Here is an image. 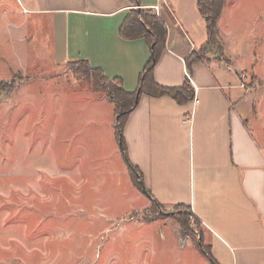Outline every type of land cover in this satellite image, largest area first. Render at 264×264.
I'll list each match as a JSON object with an SVG mask.
<instances>
[{"label": "rangeland", "instance_id": "rangeland-1", "mask_svg": "<svg viewBox=\"0 0 264 264\" xmlns=\"http://www.w3.org/2000/svg\"><path fill=\"white\" fill-rule=\"evenodd\" d=\"M21 10L0 0V264H210L197 246L203 226L187 216L184 231L185 207L158 208L145 197L118 145L110 102L72 66L53 63L50 21ZM196 14L201 26L190 33L200 43L206 24ZM219 34L222 50L207 56L256 101L260 120L249 118L258 136L264 0H226Z\"/></svg>", "mask_w": 264, "mask_h": 264}, {"label": "crops", "instance_id": "crops-1", "mask_svg": "<svg viewBox=\"0 0 264 264\" xmlns=\"http://www.w3.org/2000/svg\"><path fill=\"white\" fill-rule=\"evenodd\" d=\"M16 1L26 19L50 21L54 64L86 61L107 78L121 79L127 92L136 91L151 54L145 39L120 36L132 9L128 0ZM173 3L140 0L142 8L159 7L155 12L168 30L154 77L161 86L180 88L189 75L194 97L179 104L142 94L124 128L128 160L140 170L148 200L191 211L217 264H264V127L255 135L249 118L260 120L259 107L212 69L215 63L231 72L222 62L211 59L188 69L186 59L205 44L207 34L196 43L190 33L201 26L197 0ZM89 109L88 104L84 110ZM86 122L97 130L105 124L91 115Z\"/></svg>", "mask_w": 264, "mask_h": 264}, {"label": "trees", "instance_id": "trees-1", "mask_svg": "<svg viewBox=\"0 0 264 264\" xmlns=\"http://www.w3.org/2000/svg\"><path fill=\"white\" fill-rule=\"evenodd\" d=\"M132 9L129 11L125 21L120 27V36L126 40L145 39L150 48V60L147 62L142 73L140 74L138 87L135 92H127L121 79H109L100 69L92 68L86 61L72 62L74 73L86 79L94 92L102 93L113 107L116 119V139L120 146L124 160L128 164L132 177L138 182L141 191L148 197L151 195L146 191L140 170L133 166L128 160L127 147L124 139V128L127 119L132 111L138 106L142 94L149 97H170L179 104H186L194 97V89L189 80L180 88H169L159 85L154 77V69L160 60V57L166 49L168 30L165 22L158 17L154 10L142 8L140 0H128ZM226 0H197V8L206 24L207 40L203 46L194 51L187 59L186 65L190 69L198 63L210 62L207 55H214L221 51L219 42V19L225 7ZM158 208L163 207L157 201L152 200ZM183 207V206H178ZM179 213H185L180 218L179 224L184 231H189L188 218L192 216L200 226L202 224L194 217L188 208ZM198 249L205 255L210 264H217L211 254V249L205 244L204 239L201 244H197Z\"/></svg>", "mask_w": 264, "mask_h": 264}, {"label": "built area", "instance_id": "built-area-1", "mask_svg": "<svg viewBox=\"0 0 264 264\" xmlns=\"http://www.w3.org/2000/svg\"><path fill=\"white\" fill-rule=\"evenodd\" d=\"M158 10H159V7H158V6H156V7H155V11H158ZM187 77H188V79H189V80H191V78H190V76H189V75H187ZM196 103H199V101H198V100H196Z\"/></svg>", "mask_w": 264, "mask_h": 264}]
</instances>
